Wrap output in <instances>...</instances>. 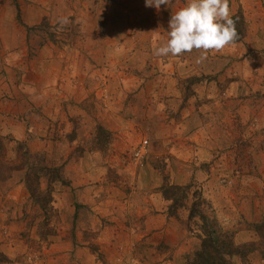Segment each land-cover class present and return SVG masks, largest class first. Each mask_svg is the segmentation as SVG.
I'll list each match as a JSON object with an SVG mask.
<instances>
[{"label":"rangeland","instance_id":"374dc122","mask_svg":"<svg viewBox=\"0 0 264 264\" xmlns=\"http://www.w3.org/2000/svg\"><path fill=\"white\" fill-rule=\"evenodd\" d=\"M6 1H0L1 5ZM186 2L171 0L169 5H161L157 10L146 7L145 0H71L73 6L87 14L80 13L77 19H69L70 23L62 31H56L58 26L49 25L48 32L59 37V43H51L52 48L57 54H65L63 58L70 59L72 68L77 69L80 64L85 74L69 78V87L65 78L45 76L43 71L35 69L39 73L35 74L37 78L25 79L33 86L29 95L35 111L22 119L35 132L32 137L39 151L32 153L24 143L18 150L20 143L5 147L0 142V227L10 228L18 241V258L10 262L0 254V264H102L92 249L102 255L106 264H185L199 240L195 228L180 221L183 211L176 219L177 227L171 226L167 232L146 229L144 219L156 214L154 211L149 209L145 216L135 212L136 194L140 198L139 191H156L151 164L156 167L159 178H170V174L164 173L168 155L163 150L168 144H162L167 139L162 130L168 124L158 117L144 124L142 116L148 118L149 112L145 110L152 109V101L163 105L159 102L161 99L180 98L177 89L181 92V107L191 100L195 107L193 122H189V137H198L204 146L194 157L197 166L190 167L202 170L201 178L207 174L215 187L209 188L204 183L208 187L204 195L203 181L191 180V183L213 208L217 201L211 198L222 200L218 206L226 211L228 218L224 217V221L233 223L228 231L243 232L244 238L249 239L247 244L260 245L254 228L264 221V0H229L231 15L239 9L242 11L247 36L242 43L229 44L221 52L210 51L203 63H196L201 53L195 49L179 56H157L154 49L145 51L142 39L154 37L157 29L155 25L153 32L150 31L153 25L149 20L157 23L161 20L158 29L168 38L170 17ZM28 40L26 60L31 61L40 43H50L41 32L31 33ZM154 44L158 46L161 42ZM77 52L84 54L81 62ZM79 79L83 82L81 86ZM162 86L168 89L165 92L169 97L157 94ZM65 96L85 97L79 104L73 100L65 102L64 106L71 108V116L64 118L61 107ZM56 102L61 109L54 123L49 115ZM47 104L53 108L47 110ZM166 112L175 120L182 117L180 109L172 105ZM60 114L67 122L60 121ZM155 115L160 116L158 109ZM97 125L112 134L111 142L103 151L95 147ZM169 127L172 131V126ZM143 140H147V155L142 166H138L133 152ZM43 141L46 144L41 148ZM193 142L195 147H201L198 141ZM25 153L39 155L50 167H61L63 183L53 185L52 202L47 210L40 209L23 186L19 187L24 181L25 167L22 171L16 168L32 162L24 158ZM79 157L86 159L87 172L92 171L88 163L94 166V171L95 165L99 166L94 175L101 173L106 184L117 189L114 192H132V187L124 189L123 177L132 179L135 165L141 168L144 180L151 178L150 184L147 189L135 185L128 203L131 207L125 212L114 202L104 203L105 209L100 211L93 205H77L75 189L65 178L64 167ZM145 163H150L147 171L142 169ZM76 172L74 175L78 174L77 169ZM130 180L127 182L131 183ZM133 180L131 186L138 179L135 176ZM40 188L45 191L46 179H41ZM8 215L15 219L6 221ZM111 225L115 226L113 234L106 237L110 242L101 249L97 241L103 244L105 237H101L98 229ZM150 227L157 228V225ZM4 231L9 234L7 228L3 234ZM66 242L71 243V249L63 252ZM56 246L58 253L51 251ZM252 255L255 257L250 260ZM248 260L251 264H264V254L254 252Z\"/></svg>","mask_w":264,"mask_h":264},{"label":"crops","instance_id":"0c3cea01","mask_svg":"<svg viewBox=\"0 0 264 264\" xmlns=\"http://www.w3.org/2000/svg\"><path fill=\"white\" fill-rule=\"evenodd\" d=\"M70 1L71 0H7L6 3H3L2 5L0 3V142H2L5 147L8 145L14 146L18 143H24L32 153L35 151H39V148L36 149L37 146H35V140L32 137L33 133L35 134V132L29 129L28 127L30 126V124H27L25 122L30 112L35 111V109L33 108L31 96L29 95V93H31L33 90V86L29 85L25 80L28 76L37 78L36 75H39V73L37 74V72L43 71L45 76H52L54 78L60 76L62 78H65L66 86L69 87V85L71 84L69 78L75 79V77H81L85 74L84 69L80 64L77 65V69L72 68L73 64H71L70 59L67 58L65 60L63 58L65 57V54H57L52 48L53 45L51 43H43L42 45H40V43L35 49V53L33 55L34 61L26 60V57L28 56L27 52L29 50L27 42L29 41L28 38L30 34H27L24 26L27 28L36 27L45 18L47 19L49 25L59 27V25H57V20L60 17H68L69 19H71L73 17L76 18V16L80 15V13L87 14L83 13L82 11L80 12V10L73 6ZM78 21L82 22V19H79ZM149 21L153 25L149 28L150 31L153 32L152 30L154 29L155 25L157 29H155L156 34L154 35V37L150 35L149 37H144L142 39L143 41L145 40L143 42L144 46H146L145 51L154 49L155 41L158 45V42H161V44H163L167 40V37L163 33V31H161V29H158V26L162 24L161 20H159L158 23L153 22V20L151 19ZM86 28L87 25L84 23V30ZM128 47H131V44ZM77 54L78 60L81 62L84 54H82L81 52H77ZM34 69L37 70V72H34ZM80 80L81 79H79V85L81 86V84L83 85V82H81ZM41 87H44V85H42ZM165 90L168 89H164L162 86L157 90L161 92H158L157 94L169 97L166 94ZM176 93L180 95V98L179 96H170L165 101L164 99H161V101L159 102H162L163 105L157 103L156 101L150 102L153 104L152 109L148 111L145 110L146 113H149L147 115L148 118H144L142 116L143 123L146 124L151 120H157L156 117H158L159 119L165 121L166 124H168L164 126V130H162V132H165L166 134L164 135L165 139H174L171 141L167 139L166 141H162V139L161 141L162 144H168L163 150V152L168 155L167 157H165L168 165L165 164L166 171H164V173L170 174V178L168 180L170 184L186 185L190 183L191 180H193L198 182L203 181V184L205 183L209 188H213L215 187L214 181L207 174L204 178H201L200 175L204 172L196 167H190L192 164L197 166V163L193 162V160H195L194 157H196L197 154L204 149V146H202L198 137H189V134H191L189 133L191 131L189 122L192 121V118L194 116L193 113L195 110L193 101L191 100L186 106L181 107V92L179 89H177ZM84 97L80 96L79 98H76L72 96L68 98V96H65L64 102L61 107L62 111L64 110V118L65 116H71V108L64 106V104L66 105L65 102H68V100H73L74 102L79 104L84 99ZM55 105H57L55 107V109L57 110L53 109L52 114H50L49 116H51L50 118L54 123H57L58 110H60L61 108L58 107L57 102ZM170 105L174 106V108L177 110L180 109V115L182 116L180 119L175 120L173 116L166 112ZM51 108H53V105L49 106V104H47V110ZM156 109L160 111V116L155 115ZM24 116H26L25 120L22 119L24 118ZM63 116L61 115L60 118V121L62 120V122L67 120H65ZM32 117L33 115H30L29 119L32 120ZM169 125L172 126V131H169ZM30 132L31 134H29ZM188 141H190V143ZM193 141H198L201 147H195V145H193ZM171 142H173V144ZM45 144L46 143H44V141L40 142V147H45ZM84 160L86 161L84 157H79L77 158V160H72L70 162L72 163L71 166H69V163V165L64 167V176L70 181V186L75 189V193L77 196L75 202L77 203V205H93L95 207L94 209L100 208V211L102 208L105 209L104 203H109L111 205L114 202L116 204H119V206L122 207L123 211L125 212L128 211V208L131 207H129L128 203L130 202V197L134 195L133 190H136L135 185H141L140 189H147L148 184H150L151 178H149L148 176L147 179L144 180L145 178L141 173V168L135 165L132 175H134V179L135 176L138 179L136 181V184L131 186L132 182L134 181L133 178L131 179L123 177L124 181L126 182L124 183V189H127V186L129 188L132 187V192L130 194H127L123 190H118L116 191L118 193H116L114 191L117 189L109 187V185L106 184L101 173H98V175H94L95 171L97 172L99 166L97 167V165H95L94 171L92 169V167L94 166L88 163L89 165H87V167H91L90 169L92 171H85L86 169L84 168ZM149 166L150 163H145L142 169L147 171ZM76 169L78 170V174L74 175V172L77 173ZM150 170H152V177L154 176V178L156 179L153 185L156 191L150 193V190H147V192H141L138 190L140 193V198L138 194H136L138 205H136L137 208H135V212L136 214L141 213L145 216L148 213L149 209L150 211H154L156 214L150 215L144 219L146 229H148V231H151V229H159L160 232H167L169 231L171 226H173L174 228L177 227V220L175 218H170L167 216L166 209L168 203L162 199L161 194L159 193V191H157V189L162 185L165 176L159 178L156 174V167H153L152 164ZM77 177H80V180ZM128 179H131V183L127 182ZM205 184L202 186L204 195H206L205 192H207L206 189L208 188L207 186H205ZM22 186L25 190L23 183L19 185V187ZM213 198H211V201H217V203H215L217 205H215L214 210L221 226L226 230L232 229L233 223L232 225H230L229 222L224 221V217L228 218L226 211L224 210V208H222V206H218V203H221L222 200ZM187 216V212L183 211L182 215H180V221L187 222ZM248 218L250 220V216H248ZM10 219H15V217L11 218L8 215L5 218L6 221ZM152 224L157 225V228H151L150 226ZM177 224L181 225L180 223ZM114 227V225H111V227L104 228V230L98 229L101 232V237L102 235L105 237L103 244H100L99 240L97 241V243L101 245V249L102 246H108V242H110V240H108L106 237L112 236ZM0 228H2L0 229V254L7 258L10 262L14 261L16 258H18V241L14 236L15 234L12 235L13 233L11 232L12 230L10 228L2 225ZM6 228L8 229L9 234L7 231H4L5 234H3V230ZM245 233L249 234L248 232ZM146 234L147 233H145V235ZM126 236L128 237L127 234ZM244 237L245 234L243 232H236L234 235L235 243H248L249 239H245ZM70 245V242L63 243V252H68L71 249ZM51 251L54 253H58V246H56L54 249L52 248ZM254 257L255 255H252L250 257V260H252V258ZM262 262H264V260H262ZM256 263L257 262H252V264Z\"/></svg>","mask_w":264,"mask_h":264},{"label":"trees","instance_id":"16d2710c","mask_svg":"<svg viewBox=\"0 0 264 264\" xmlns=\"http://www.w3.org/2000/svg\"><path fill=\"white\" fill-rule=\"evenodd\" d=\"M232 17L237 21L236 29L238 32V39L233 44H240L248 32L245 18L240 9ZM24 28L28 35L41 32L46 34V40L50 43H59L57 34L48 32L51 27L45 18L36 27L27 28L24 26ZM111 139V132L100 125L96 126L95 147L98 151H103ZM17 147L19 150L24 146L18 144ZM24 158L32 160V162L22 163L21 168H16V171H22L25 167L24 188L35 204L40 209L45 210L50 207L52 202L53 185L57 182L63 183L61 167H50L44 164L40 156L36 154L25 153ZM43 178L46 179L45 191L40 188V182ZM159 193L162 199L168 203L167 216L178 219L179 212L186 211L188 214L186 223L193 226L197 231L199 244L187 257L185 264H251L248 260L250 254L257 251L261 255L264 254V221L256 224L254 228L261 242L259 246L256 247L255 243L236 244L234 241L235 233L225 230L221 226L212 204L204 198L201 191L195 188L193 183L173 185L168 182L167 178H164ZM91 251L97 254L102 264H106L96 249ZM2 257L8 260L4 256Z\"/></svg>","mask_w":264,"mask_h":264},{"label":"clouds","instance_id":"9594fccd","mask_svg":"<svg viewBox=\"0 0 264 264\" xmlns=\"http://www.w3.org/2000/svg\"><path fill=\"white\" fill-rule=\"evenodd\" d=\"M171 0H145L146 7L160 9L169 5ZM236 20L232 17L229 0H187L184 7L171 15L167 40L154 46L157 56H179L194 49L201 55L196 63H203L207 54L221 52L238 39ZM70 23L68 17H60L56 31H62Z\"/></svg>","mask_w":264,"mask_h":264},{"label":"built area","instance_id":"2783aa9c","mask_svg":"<svg viewBox=\"0 0 264 264\" xmlns=\"http://www.w3.org/2000/svg\"><path fill=\"white\" fill-rule=\"evenodd\" d=\"M147 140H143L140 144L135 148L133 152V158L138 163V166H142V162L147 155L146 152Z\"/></svg>","mask_w":264,"mask_h":264}]
</instances>
